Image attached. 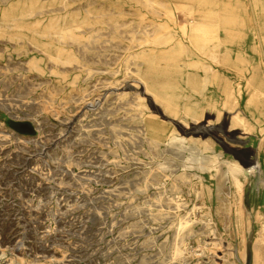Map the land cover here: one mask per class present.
Listing matches in <instances>:
<instances>
[{
	"label": "rangeland",
	"instance_id": "obj_1",
	"mask_svg": "<svg viewBox=\"0 0 264 264\" xmlns=\"http://www.w3.org/2000/svg\"><path fill=\"white\" fill-rule=\"evenodd\" d=\"M14 1L0 2V12L9 10ZM64 2L79 17L88 15L91 23L89 30L77 31L81 44L67 46L79 61L67 66L74 68L69 76L64 80L50 76L49 62L40 64L42 70L27 63L16 66L6 74V82L0 76V121L16 134L50 142L60 133V122L73 119L69 131L57 142L60 147L52 159L45 155L27 158V152L34 155L38 147L31 143L24 147L12 139L0 151V264L14 256L26 264H50L54 260L60 264H140L141 258H146V264H170L163 258L171 255L172 242L163 232L173 221L147 220L146 226L153 232L137 236L133 218L121 217L128 200L122 198L120 206L113 203L106 207L97 199L110 185L128 195L129 185L120 178H138L149 172L174 175L182 164L190 165L183 153L165 141L167 133L178 128L165 115L188 121L187 111L191 109L198 111L194 116L198 121L204 120L205 111L212 113L208 118L213 121L223 112H232L234 119L237 115L242 118L233 124L244 133L241 141L247 154L232 157L251 171L237 223L229 221L222 207L227 199L223 192L221 201H217L209 189L196 187L199 198L189 203L190 209L195 206L192 218L204 223L212 218L215 232L208 234L202 228L201 242H192L191 246H202L204 254L186 259L199 258L200 264H264V111H240L231 102L225 106L222 102L225 93L237 90L238 77L249 80L251 74L255 78L249 81L250 89L264 93V0ZM196 17L204 19V24L197 25ZM150 47L155 50L144 51ZM183 63L187 66L179 67ZM220 72H225L230 81L221 78ZM248 80L244 85H249ZM139 82L144 85L143 91L154 96L156 105L141 93L138 107L115 101L121 96L117 86ZM104 83L109 86L105 113L95 120H82L80 128L77 121L83 112L72 117L77 112L80 89ZM125 91L127 96L136 94L131 88ZM37 111L41 133L32 117L25 115ZM144 117L153 129L148 135L159 139V145L143 140ZM187 136L193 137L189 142L207 140L231 157L211 134ZM65 137L76 143L70 155L64 151ZM53 149L50 144L45 151ZM257 154L262 157L259 163L255 162ZM159 164L164 168L159 169ZM66 167L74 177L64 171ZM103 176L113 182L102 184ZM214 183L207 178L209 186ZM135 202L140 204L142 200ZM94 209L100 218L96 227L91 214ZM143 218L144 214L136 216ZM258 231L260 241L255 249ZM148 238L150 241L145 242ZM175 257L172 264H179Z\"/></svg>",
	"mask_w": 264,
	"mask_h": 264
},
{
	"label": "bare ground",
	"instance_id": "obj_2",
	"mask_svg": "<svg viewBox=\"0 0 264 264\" xmlns=\"http://www.w3.org/2000/svg\"><path fill=\"white\" fill-rule=\"evenodd\" d=\"M6 1L8 0H0L2 3ZM142 1L150 4L155 0ZM68 7L69 4L64 2V0H15L9 6V10L0 12V76L4 78V82H6L5 80L8 77L6 74L8 72L13 71L16 66L20 67L26 63L42 70L40 64L43 65L49 62L51 64L48 71L50 76H56L62 80L69 76L74 68L72 67L71 69L67 66L79 63V61L67 49V46L69 44L72 46L74 44H81V38L78 36L79 33L77 31L81 29L89 30L91 23H89L90 17L88 15L79 17L76 10H69ZM203 20L202 18L196 17L195 23L197 25L204 24ZM214 23L216 22L214 21ZM154 50V48L150 47L144 51L151 53ZM167 57L168 55H164V58ZM60 66L65 67V69L61 70ZM149 66V68H155L154 65ZM182 66L186 67L187 65L185 63L179 65V67ZM168 68L166 67V69ZM166 69H160V71L164 73ZM228 73L230 72L228 71ZM219 74L225 81H230V77L225 72H220ZM254 78L253 74H251L249 80L246 77H238L239 83L237 90L234 92L231 89L224 94V97L222 96L223 106L231 102L234 108H237V106L241 108L238 109L240 111H264V93L250 89L249 87V81L254 80ZM245 80H248L247 83L249 85H244L243 82ZM140 84H121L117 86L121 96H117L115 101L117 103L128 101L127 103L130 105L138 107V105H141L138 94L141 93L149 97L150 104L156 105L154 96L146 89L143 91L144 85L142 83ZM130 88L135 90L136 94L134 96H127L128 92L125 90ZM107 89H109L107 83L95 84L91 89L83 87L80 89L79 99L77 100V112L72 116L77 117L79 113L83 112L82 119L77 121L80 128H82V120H95L105 113L108 107V95L105 92ZM51 101L54 102V100ZM2 105L3 103L0 100V108ZM209 105L213 106L210 103ZM193 106L197 107L198 103L194 102ZM38 111L33 114L26 113L25 115L32 117L35 121L36 129L39 131L41 129V122L38 120ZM53 111L58 110L53 109ZM187 112V116H190L188 121H185L183 118L178 120L173 116L165 115L175 121L178 126L177 129L170 130L167 133L165 141H168V146L183 153L185 159L192 162L190 165L182 164L174 175L150 174L149 172L146 173V176H141V174V177L138 178H136V175L128 178H120L121 181L123 180L129 185L127 188L130 189L128 195L124 193L123 189L110 185L102 189V193L97 199V203L106 207H109L113 203L120 206L121 204L118 201L122 198L128 200L125 205L126 208L120 211L123 214L121 217L125 219L133 218V233L137 234V236L145 235V233L151 234L153 232V228L146 226L147 220L173 221L168 224L169 228L167 232L169 233L163 232L172 242L171 255L168 258H163L164 261L170 264H172V259L175 256L179 264H200L199 258L193 261L186 259L187 257L193 258L204 254L202 246L198 245L197 248L199 249H197L192 247L191 243L201 242L198 240H201L200 238L203 237L202 234L205 232L202 228L207 229L208 234L215 232V225L212 223V218L208 220V223H204L202 219L197 221L196 218H192L194 216L193 211L195 210V206L190 209L189 203L193 202V199L196 200L199 198L200 192L196 187L205 188L206 190L209 189L208 191L215 194L217 201H221L220 195L223 192L227 196V199L225 198L226 201L222 204V207L224 206L223 208H226L229 221L237 223L242 215L240 200L243 198L244 187L247 184V175L251 171V169L248 170L240 166L235 158L247 154L245 146L241 141V135L244 133L238 132V128L233 124L235 119H242L240 116L237 115L234 119L231 115L232 112H223V114L219 113L220 115L218 114L217 119L213 121L208 118L212 113L205 111L202 112L204 114V120L198 121L199 119L194 117L198 111L191 109ZM15 118L23 119L25 117L16 116ZM142 120L146 128V137L143 140H147L149 144L159 145V139L148 135L150 130L153 129L146 118L144 117ZM72 121L73 119H64L60 122V133L55 140L51 139L50 142H42L41 139H35L33 137L26 138L16 134L14 131L3 126L0 121V151L5 150L6 142L12 139L24 147L28 143L38 147L34 155L33 151L27 152L29 155V157L26 156L27 158L36 155H45L47 158L52 159L55 150L60 147L57 142L69 131ZM190 134L195 136L213 135L221 147L231 154V157L224 156L221 151L216 149V145L213 147L207 140L200 142L198 138L195 139V142H192L193 140L189 142L193 138L187 136ZM63 140L67 143L64 146L65 154L70 155L69 150L76 143L70 137H65ZM50 144H53L54 149L52 152L47 153L45 150ZM250 159L252 158L250 157ZM260 159L262 160V157H258L257 154L255 162L260 161ZM66 162L67 164L71 163L70 161ZM163 166L164 164H159L157 167L163 169ZM64 171L72 177L75 176L69 167H66ZM207 178H209V181L212 180L215 182V186H209L207 184ZM194 180L197 181L194 182ZM100 182L107 185L112 183L113 179L108 180L103 176ZM138 198L142 200L140 204L135 202ZM252 201L253 203H257V200L253 197ZM91 214L95 217L94 226L96 227L97 222L100 220L97 215L98 212L94 209ZM140 214H144L143 220L136 219V216ZM197 225H200V228L195 227ZM256 237L255 249H257V244L260 241L259 231L256 233ZM150 239L148 238L145 242H149ZM18 249V246L14 248L15 251ZM196 251H201L202 253L199 255ZM145 260L146 258L143 260L141 258L140 264H146L147 262ZM15 263L26 264L15 256L6 262V264ZM60 263L61 261L59 260L50 262V264Z\"/></svg>",
	"mask_w": 264,
	"mask_h": 264
}]
</instances>
